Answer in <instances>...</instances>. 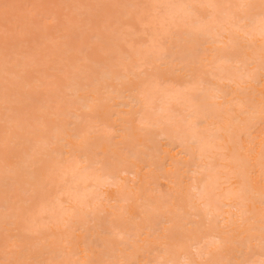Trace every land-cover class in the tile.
Wrapping results in <instances>:
<instances>
[{"label": "bare ground", "instance_id": "bare-ground-1", "mask_svg": "<svg viewBox=\"0 0 264 264\" xmlns=\"http://www.w3.org/2000/svg\"><path fill=\"white\" fill-rule=\"evenodd\" d=\"M103 3L101 2L99 5H104ZM128 4L126 13L123 11L125 8L121 9L125 18L131 17L138 9L147 11L149 13L145 12L147 15L146 18L143 17L142 25L149 27L155 24L156 27H152L155 30L148 33L147 39L136 49H132L135 45L133 35L136 36L130 31L133 24H129V30H125L124 33L116 34L118 32L114 31L116 33H112L108 38L103 35V30L93 34L92 39L98 43L106 41L112 48L118 43H123L132 50L121 51L123 54L119 52L121 58L118 59V62L107 65L104 63L105 65L97 75L95 67L98 66L93 63L94 61L92 62L93 65L92 63L83 66L73 65L70 67L72 68L70 71L64 72L68 81L65 82L66 85L61 90H67L71 96L68 103L66 102L67 107L64 109L60 106L65 100L63 95L57 94L56 98L44 99L40 105L42 110L49 111V117H70V128H67L68 125L56 124L49 136L43 128L45 122H41L42 125L33 126V128L20 121L19 117H28L29 114V109L24 106L26 102V100L24 102V95L21 96L18 93L17 96L13 97L10 96L9 91L0 95V104L3 102V109H0V122L3 121L6 125L5 130L0 132V143L4 145L13 144L18 150L15 154V164L10 166L6 163V173L0 174V190L14 192L19 189L25 195V197L15 200L11 197L12 195L3 200L0 198V207L4 210L0 214V229H2L1 225L6 224L5 229L18 230L17 221L22 225L26 219L27 223V225L24 223L23 229L19 230L20 234L16 235L19 242L16 247L22 250L20 259L14 256L16 251H12L10 253L5 252L3 256L5 260H17L19 264H25L24 261L34 258V256L27 255L28 247L23 244L28 234H43L45 229H51L52 226L58 228L57 226L62 223L65 226L74 223L75 225L71 226L73 231H87L86 225L89 221L95 223L96 230L90 233L95 239L92 238V240L83 242V249L79 250L77 247L79 253H84V257H81L74 264H91L92 261L89 259L95 248L101 251L105 250L103 259L97 264H129V262H142L140 264H201L198 260L205 259V257L208 260L214 256L213 250L209 248L211 245L219 244L217 250H221L226 246L228 247L232 241L244 243L248 247L256 241L264 244V133H253V128L264 123V80H258L256 76L259 70H264V38L258 40V36L264 37V0H131L128 1ZM76 6L73 9H77ZM81 6L83 7V5ZM104 6L108 8V5ZM79 9H77L79 14L80 12L83 14ZM85 10H87L86 7ZM104 11H106L105 8ZM114 12L116 13V11ZM118 13H120L119 10ZM202 13H206V16H203ZM98 16H100L99 13ZM106 18L105 22L107 21ZM110 21L112 20L109 19L108 22ZM117 21L119 22V19L111 24L113 25L112 28L109 26V30L114 29ZM133 21L134 24L137 23L136 20ZM87 26L85 27L88 28ZM172 28L174 30H176L175 28L183 29V31L177 36L178 38L175 36V39L177 38L176 43L172 44L173 49H169L162 46L160 40L173 34L174 32L170 34ZM111 31L113 32V30ZM226 35L228 36L227 43L223 40ZM44 39L46 38L44 37ZM167 40L170 39L165 41ZM241 41L246 44H240ZM256 41L262 42L256 45ZM185 43L188 45H186V50H180L184 46L182 44ZM239 46L242 48L239 55H226L232 48H239ZM113 51L111 53H114ZM236 52L238 51H235V54H237ZM135 56L139 59L135 69L125 68L122 73H117L114 70L116 66L123 65L124 60H131ZM151 56L155 60L162 61L161 64L168 66L170 73L184 72L183 74L188 80L179 87L165 88L155 78L147 77L148 74L144 68L152 66L154 59L149 60ZM86 58L89 57L86 56ZM32 60L25 58L14 63L5 62L0 57V86L3 85L5 88L6 84L17 86L22 83L28 69L35 66ZM237 64L240 65L241 71H239L240 69L234 71V66ZM190 65H196V69H190ZM249 66L252 67L244 72L243 69ZM232 68L234 69L232 70ZM199 72L200 75H198ZM145 74L147 78H144ZM50 75L54 76V73ZM47 77L42 78L43 80L38 79V83L53 84L54 79ZM133 80H138L140 83L127 95L128 89L123 88L124 84ZM251 82L260 85V87L253 90L254 86ZM244 83L247 84L243 85ZM25 85L28 86V84ZM48 89L50 88L48 87ZM256 95H260L259 98H256ZM227 97L230 98L226 100ZM219 99L225 101L217 102ZM110 102L115 103L118 107L127 108V110H123V115H132V117L137 115L139 118L140 126L137 129L120 126L118 130L122 136L141 137L143 132L150 133L151 130L154 132L157 130L156 136L160 141L164 140L166 145L173 149L180 148L178 153L192 159L190 164H188L187 159L171 160L172 164H181V169L185 167L183 172L189 173L187 177L190 182L187 183V191H184V180L177 178L176 173H174L175 170L171 172L166 169L161 176L171 184L174 183V187L170 189L167 198L161 197L164 199L151 200L150 194L145 192L140 197L137 194L127 193L125 197L118 199L105 197L104 191L99 193L100 189L106 186H119L120 189H127L129 186L126 181H124L126 184L121 183L122 178L118 172L110 170L108 165L103 163L102 157H96L93 161L89 158L86 146H89L90 138H93L92 135L97 132L90 124L87 129L83 130L78 129L76 124L85 121L88 112L93 113L92 117H99L96 115ZM157 102H159L158 105H156ZM109 106L112 107L113 105L110 104ZM121 113L119 110L114 111V115L122 121L124 116ZM152 137H154L153 134H148L147 144L144 143V140H138V144L134 147L132 146L130 149L127 147V155L118 158L114 163V165H120L119 172L121 174L139 178L141 165L138 164V161H144L146 167L153 164L159 149L156 148V145L149 144L153 141ZM74 138L77 139L76 143ZM60 142H63V146L71 148L72 152L57 150L55 146ZM235 142L239 146L233 150L234 154L226 157L225 150L230 149V144ZM84 145L83 158L74 160L73 152L78 151V148ZM138 146L142 148L139 149ZM212 151L213 153L218 152V158L221 161L218 164H214L216 157ZM225 160L228 162L224 163ZM130 161H132L131 164L133 163L132 166L127 164ZM222 173L225 175L222 176ZM53 174L57 178H53ZM237 175L247 179L239 187L230 186L218 192L223 183H228L232 176ZM54 179L57 183L55 184L59 186L55 198L53 200L43 198L42 202H39L37 197L39 195L37 194L43 192L45 187L52 185ZM135 198L139 200L140 213L134 216L139 220L138 222L135 221L130 227L121 229L114 222L118 218L115 212H112L111 218L108 219V226L99 222V213L103 210H98L97 200L115 201L114 210H123V204ZM219 202L228 209L223 210L218 204ZM66 203L68 205L63 206ZM261 207L262 212L254 213L255 209ZM132 211L133 207L129 206L128 210H123V213L132 214ZM202 213L206 220L212 223L213 227H216L215 218H219V222L229 224L241 221L240 234H247L243 237L245 238L244 241H240L241 238L236 241L226 238L215 228H212V232L208 235L201 234L202 231L204 232L205 222H202L203 219L195 221L193 217L200 219ZM247 213H253V215L248 217ZM155 216L161 218V228L152 224L151 220ZM163 223L165 225H162ZM166 223L168 224L166 225ZM237 227H235L236 230ZM159 228L162 230L161 234L155 235ZM232 230L234 231V228ZM176 232L180 234V237H174ZM142 235L148 237L141 240L140 236ZM50 236L54 237V234ZM151 236H155V240L150 239ZM56 237L58 244L65 242L72 244V241L77 240V238L82 242L80 234H73V232L63 238ZM185 237L188 238V242H186ZM172 240L174 242L170 243ZM138 242L143 244L140 245ZM234 242L232 243L236 244ZM42 244L44 243L40 240L34 245ZM150 245H159V247L152 249ZM44 246L47 249V261L40 260V264H53L52 261L55 262L54 264H59V261L62 263L61 260L64 258L68 261L67 257L71 253L78 254L75 251H71V253L66 251L65 245L64 247L59 245L55 249H49L51 243ZM110 248L111 250H109ZM126 250L132 252L127 253ZM261 250L264 252V246ZM150 251H159V253L155 257L137 258L139 252L144 254ZM177 251L183 253L181 259H177ZM191 253L195 254L196 258ZM263 254L259 260L246 261L247 264H264ZM214 260L209 264H238L230 262L226 257Z\"/></svg>", "mask_w": 264, "mask_h": 264}, {"label": "rangeland", "instance_id": "rangeland-1", "mask_svg": "<svg viewBox=\"0 0 264 264\" xmlns=\"http://www.w3.org/2000/svg\"><path fill=\"white\" fill-rule=\"evenodd\" d=\"M99 1H101V0H75V1L69 0L68 2H67V0H0V5L9 4V5L13 6V7L8 9L7 17H5L3 9L0 8V57H1V59L5 62H14V63L19 62L25 58L28 60L33 59L32 60L34 62L33 65H35V66H32L31 68H29L30 71L28 69L22 83H20L19 85L13 86L12 84H9V85L6 84L5 88L3 87V85L0 86V95L3 92L6 93L8 91H9L8 93L10 94V96H13V97L17 96L18 93L21 96L24 95L23 96L24 102L26 100V102L24 103L25 104L24 106H26L29 109L28 110L29 114L27 113L28 117H19L20 121L23 122L24 124H27L31 127H33V126L37 127L38 125L39 126L42 125L41 122H43V123L45 122V125L43 126V128L45 130V133L46 134L48 133L47 135H49V136L53 132L56 124L61 123V124H64L66 126L68 125L67 128H70L71 127L69 125V123L71 121L70 117L69 118L64 117V116L60 117V118L49 117L48 116L49 111L48 112L44 111L40 107V105L44 99H46V98L48 99L49 97L56 98L57 95H63L64 96L65 102L60 104V106H62V108H64V109L67 107L68 104H66V102L68 103L71 96L67 90H63V91H61V90L64 88V86L66 85V83L68 81V78L65 76V73L72 69L70 67H72L73 65H79V66H83L84 64H90L91 65V63L94 61L93 63L94 64L96 63L98 66V67H95L96 72H97L96 75H97L100 73V71L102 70V67L105 65L104 63H106V65L111 64V63L112 64L117 63L118 59L121 58V54H119V52L122 53V52L131 51L132 49H136L137 46H140L147 39V36H148L147 34L151 33L152 31L155 30V28H152L153 26L156 27L155 24L154 25L152 24V26L150 25L149 27L142 25L143 24V20H142L143 17L146 18V15H147L146 13H149L147 11H145L146 12L145 13L141 9H138V11L136 10V12H135L136 15L134 13L131 17H128V18L124 17L125 14L123 13V11H125L126 8L129 7L128 1H131V0H126V2H125V0H105V1L102 0L101 2H104L103 4L106 6L108 5V8H106L104 5H99V4H101V2L99 3ZM132 1H138V0H132ZM105 3H107V4H105ZM73 4H75V5H73ZM76 5H79V6L77 7ZM81 5H83V7ZM95 5H97V6H95ZM75 6L77 9L80 8L79 11H82L83 14H81V12L79 14L77 9H73V7H75ZM111 6H113V7H111ZM85 7L87 10H85ZM110 7L112 8V10L110 9ZM99 8L102 11H100ZM104 8L106 11H104ZM121 9H124V10L122 11ZM118 10L120 13L122 11V13L121 14L118 13ZM112 11L113 12L116 11V13L114 12V14H112L113 13ZM105 12H106V15H105ZM98 13L100 14V16H98ZM117 13H118V15H116ZM125 13H126V11H125ZM140 14H142V15H140ZM88 15H89V17H88ZM138 15H139V17L141 16V18H139ZM202 15L206 16V13H202ZM105 18L107 20L106 22H105ZM108 18L111 19L112 21L108 22L109 21ZM122 18H123V20H122ZM118 19H119L120 23L118 21L116 22L117 25L115 24L116 26H114L115 30L111 29V30H113V32H112L111 30H109L110 28L113 27V25H111V24H114L115 21ZM133 20H136L137 23L134 24ZM130 21H132V22H130ZM73 22H75V23H73ZM83 22H84V24H83ZM139 22H140V24H139ZM109 23H110V25H109ZM129 24H131V25L133 24L132 28H130L131 29L130 31H132L133 34H136V36H138V37H136L135 35H133V37H134L133 43L135 42V45H133L134 48H132L131 50H130V47L126 46L123 43H118L117 44L118 46L115 45L112 48V46L109 45L106 41L98 43V42H96L95 39H92L93 38L92 35L97 33V32H101L100 30H103L102 33H103V35H106L107 38H108V36L110 37L112 33L115 34L116 32H118L116 34H119V33L122 34V33H124L125 30L126 31L129 30L128 29ZM75 25L76 26L78 25L79 27L78 26L76 27ZM87 25H89V26H87ZM85 26H87L88 28H86ZM109 26H110V28H109ZM134 26H135V28H134ZM93 28H95L97 30H95ZM150 28H152V30H150ZM175 29L176 30H174V28H172L170 34L173 32L174 33L169 35L170 38H169V36H167L168 38L165 37L164 39L160 40V44L162 43L161 45L164 46L165 48L173 49L172 44L176 43L175 41L178 38L177 36L180 35L183 31V29H180L181 32H179L180 30L178 28H175ZM86 30H88V31H86ZM114 31H116V32H114ZM74 32H76V33H74ZM175 33L177 35H174ZM62 36H63V38H62ZM85 36H86V39H85ZM172 36H173V38H172ZM175 36L177 37L176 39H175ZM44 37L46 39H44ZM227 37L228 36L226 35V38L223 39L224 42H226V43L228 42ZM258 37H257L258 40L259 39L262 40L264 38L262 36H258ZM257 38H256V40H257ZM166 39H170V40L165 41ZM261 42L256 41L255 44L258 45ZM243 43L246 44L245 42H242V41L240 44H243ZM101 44H103V45H101ZM104 45L106 48L103 47ZM121 45H123L122 48H121ZM182 45H184L183 46L184 48L182 47L183 49L180 48V50H186L187 43L182 44ZM103 48H105V49H103ZM241 50H242V48L239 46V48L238 47L235 49L232 48L230 50V52L227 50L228 52L226 51L227 54L226 53L225 54L230 55V56H236V55H239L241 53ZM112 51L114 53H111ZM235 51H238V52H236L237 54H235ZM46 52H48V53H46ZM16 53H18L19 55L18 54L16 55ZM84 53L89 58H86ZM231 54H233V55H231ZM46 58H47V63H46ZM132 58L133 59H131V60L130 59L124 60L123 65H121L120 67L116 66L114 68V70L117 73H122L125 68H127L129 70H131L130 68L135 69L136 64L139 63V59L136 56L132 57ZM79 59H81V60H79ZM83 59H85V60H83ZM152 59H154V60H152ZM149 60H152L153 64L150 68H147V67L144 68V69H146V74H148V76L145 74V77L143 75L144 78L153 77V79L155 78V80H158L160 85L165 87V88L179 87V86L183 85L185 81L188 80V78H185V75L183 74L184 72H175V74L170 73L168 66L161 64V63H163L162 61L160 62L159 60H155V58L154 57L152 58V56H151V58H149ZM57 62H59V63H57ZM93 63H92V65H93ZM45 64L47 67L45 66ZM53 66H55V67L53 68ZM251 67L252 66L244 68L243 71L245 72L246 70H248ZM189 68L190 69H192V68L196 69V65H190ZM234 68H232V70L234 69V71L235 70L238 71L240 69V65L237 64L234 66ZM62 70H64V71H62ZM239 71H241V69ZM41 73L43 76L41 75ZM51 73H54V76H51L50 75ZM46 74L48 77L46 76ZM200 74L201 73L199 72L198 75H200ZM196 75H197V70H196ZM256 76L258 77V80H264V70L263 69L259 70V72L256 73ZM44 77L53 78L55 84L54 83L51 85L39 84L38 79L43 80L42 78H44ZM35 79H36V81L34 82ZM139 83L140 82L138 80H133L132 82L130 81V83H125L123 88L128 89L126 94L128 95L130 92H132L139 85ZM25 84H28V86ZM246 84L244 83L243 85H246ZM251 84L254 86L253 90H256L260 87V85L254 83V82H251ZM48 87L50 89H48ZM253 93H255V92H253ZM65 95H67V96H65ZM259 96L256 95V98H259ZM229 98L230 97H227L226 100ZM224 101H225L224 99L217 100V102H220V103L224 102ZM38 102H40V103H38ZM110 104H112L113 106L110 107L109 106ZM110 104H108L109 107L108 106H105L106 108L103 107L104 111L101 110V112L98 115H96L99 117H92L93 113L88 112L87 117H85L86 118L85 121H83L82 123L78 122L79 124H76V127L80 130L87 129L91 125L92 128L97 132L96 134L92 135L93 138H90L89 146H86L89 158L93 161L96 159V157H98V158L102 157L103 163L108 165L110 170L118 172V175H120V177L122 178L121 183H124V181H126L127 185L129 186V188L127 187V189L126 188L120 189L118 185H117L118 187L106 186V187H102L101 188L102 190L100 189L99 193L104 191L105 197H109V198L115 197L118 199L125 197L127 195V193L137 194L140 197L145 192L150 194L151 200H159V199L167 198L170 194L169 193L170 189L172 187H174V183L171 184V182H169L168 180L164 179L161 176L162 173L166 169H169L171 172L175 170L174 173H176L175 175L177 176V178L179 180H181V179L184 180V182H183V184L185 185L184 191H187V189H188L187 183L190 182L189 178L187 177V175H189V173L183 172V169L185 167L181 169V166H182L181 164H172L171 160L172 159H176V160H178V159L179 160H183V159L186 160L187 159L188 164H190L192 162V159H190V157H188L184 154L178 153V149H180V148L173 149L171 146L169 147L168 145H166V142L164 140L160 141L159 138L156 136L157 130H156V132H154V130H151V131L148 130L150 133L143 132V135L141 137L140 136L134 137L133 135H130L127 137L122 136V133L119 132V130H118L120 128V126L121 125L122 126H129L131 129L132 128L137 129L140 126V122L138 120L139 118L137 115H135L134 117H132V115H130L131 117L129 115H123L124 114L123 110H127V108L118 107L113 102H110ZM158 104H159V102L156 103V105H158ZM2 105H3V102H2V104H0V109H3ZM71 110H74V109H71ZM115 110H119L122 112L121 114H122V116H124L123 117L124 119L122 121L118 120V116L114 115ZM105 113H107V114H105ZM131 120H132V123H131ZM4 123H3V121L0 122V132H3L6 128L5 127L6 125H4ZM253 129H254L253 133H255V134L264 133V123H261L260 125L258 124ZM138 131H140V130H138ZM148 134L154 135V137H152L153 141L151 143L149 142V144L154 145V146L156 145L157 146L156 148L159 149V151L157 153V157L154 158V162L152 161L153 164L149 167H146L144 161H142V162L138 161L139 162L138 164L141 165L140 166L141 167V171H140L141 173H140L139 178H134L132 176L121 174V172H119V170L121 168L120 165L119 164L114 165V163H116L118 158L124 157L125 154L127 155V147H129L128 149H130L132 146L134 147L135 145L138 144V142H139L138 140H142V141L144 140V143L147 144L148 143V139H147ZM124 139H126V140H124ZM73 140L76 143L77 139L74 138ZM62 143L63 142L58 143L55 146V148L57 150H61L62 152H65L66 150H69L70 152H72L71 148H67V147L63 146ZM2 145H4V144L0 143V174H3L7 170V166H6L7 164L6 163L10 164V166H13L15 164V162H16L15 154L18 152V150L14 147L13 144H8V145H4V146H2ZM238 146H239V144L237 142L230 144V149L225 150L226 157L234 154L233 150L234 149L236 150V147H238ZM84 147H85V145L78 148L79 149L78 151L73 152L74 153V156H73L74 160H76V158H78V159L83 158L84 149H85ZM138 148L141 149L142 147L138 146ZM3 150H4V152H3ZM213 151H212V153H213ZM213 154H215L214 156L216 157L214 164H218L219 162H221L220 159L218 158L219 157L218 152L215 151ZM131 162L132 161L128 162L127 164L132 166L133 163L131 164ZM226 162H228V161L225 160L224 163H226ZM176 168H178V170H176ZM43 174L44 173L42 172V175ZM221 175L224 176L225 174L222 173ZM52 177L57 178L55 174H53ZM246 179L247 178L240 177L239 175H237L235 177L232 176L228 183L222 184L223 186H221V189L218 192L223 191L225 188L230 187V186L239 187V185ZM54 180L55 181L52 185L47 186V188L45 187L42 190L43 192L37 194L40 197L36 195L39 198L38 199L39 202H42L43 198L45 200H53L55 198V195L58 192L59 186L56 185L57 184L56 179H54ZM126 183H124V184H126ZM5 191L0 190V198L2 200L4 198L8 197L9 195L10 196L12 195L11 197H13L14 200L18 199L20 197H25L24 193L22 191H19V189L14 191V192L13 191L12 192H10V191L5 192ZM161 197H164V198H161ZM97 203L99 204L98 210L99 209L103 210L99 213V218H100L99 222H101V224H103V225L108 226V219L111 218L112 212H115V214L118 215V218L115 219L114 222L116 225L120 226L121 229L126 228V227H130L131 225H133V223H135V221H137V222L139 221L137 218H134L135 215H138L140 213L139 200L137 198H135L132 201H129L128 203L123 204V210L124 211L128 210L129 206L131 208L133 207L132 214L129 212L123 213L122 209L121 210L120 209L114 210L113 205H115V201L108 202L106 200H101V201L97 200ZM218 204L221 206V208L223 210L228 209V207L223 206L222 203L220 204V202H219ZM257 204H259V203H257ZM67 205L68 204L66 203L63 206H67ZM2 212H4V210L0 207V214ZM258 212H262V207L255 209L254 213H258ZM252 215H253V213H247L248 217H251ZM193 218H194L193 220H195V221L202 220V219L204 220V221L202 220V222H205V225H204L205 228H204V232L203 231L201 232V234H203V235H204V233H205V235H208V233L210 234L212 232V228L217 229V231L221 232L224 237L231 238L232 240H235V241L240 240V238H241L240 241L243 242L245 239L243 237L247 235V234H244V235L240 234V230L242 228L240 226L241 221H235L234 223L229 224L227 222L226 223L219 222V218H217V219L215 218L214 221H216V224H215L216 227H213L212 223H209L206 220L205 215L203 213L201 214L200 219H199V217H193ZM153 220H151L153 225L156 224V227H158V226L160 228L162 227L160 224L161 218L159 216L153 217ZM17 222L18 223L16 226L18 227V230H12V229L7 230L4 228V227H6V224L2 223L3 225H1L2 229H0V258H1L0 264L1 263L2 264H19L17 260L16 261L15 260H5L3 258L5 252L10 253L12 251H16L14 253V256L16 258L21 256L22 250L20 248L16 247V245L19 244V242L17 240L18 238L16 237V235L18 233L20 234L19 230H22L23 229L22 226L24 225V223H25V225H27V223H26V219L23 221L24 223L21 221V224L23 223L22 225H20L19 221H17ZM167 224L168 223H166V225ZM208 224H210V225H208ZM48 225H50V224H48ZM73 225H75V224L72 223L70 226H67V225L65 226L62 223L60 226L59 225L57 226L58 228H55L51 225L52 228L51 229H49V228L45 229L44 230L45 232H43V234L42 233L28 234V236L26 237V239L24 241L25 243L23 242V244L28 247L27 255L29 254L28 256H34V258L36 256H39V257H36L35 259L29 258L26 261L23 260L25 262V264L26 263L27 264H40V260L47 261V254H46L47 249L45 248L44 245H48L49 243H51V246L49 247V249L58 248L59 245H62L64 247V245H65L64 249L66 251H68L70 253H71V251H75L78 253V254H74V253L72 254L71 253L70 256L67 255L68 261H66V259L64 258L65 260L62 259L61 261H63V262L60 263V261H59V264H68V263L74 264L77 260H80L81 257H84V253H79L77 250V247L79 248V250L83 249V247H84L83 242L89 241L90 239L92 240V238H94V236H91L90 233L92 231L94 232L96 230L95 229L96 228L95 223L94 222L92 223V221L91 222L89 221L88 224L86 225V229L88 228L87 231H85V230L84 231L83 230L73 231L71 229V226H73ZM162 225H165V224L163 223ZM13 226H15V225H13ZM234 226L235 227L238 226L237 230ZM189 227H190V225H189ZM160 228L155 235L161 234L162 230ZM233 228H234V231L232 230ZM88 230H89V232H88ZM70 232H73V234H80V236H81L80 239L82 242H80L78 240V238L75 241L73 240L72 244H67L66 242L63 244H58L56 242V238H57L56 236L63 238L67 234H69ZM177 233L178 232H176L174 234L175 238L180 237V234H177ZM51 234H54V237L50 236ZM197 234H199V233H197ZM146 237H148V236L142 235V236H140V239L145 240ZM154 237L155 236H151L150 239L155 240ZM69 239H72V238L69 237ZM185 239H186V242H188V238L185 237ZM40 240H42L44 244L39 245V246L34 245L37 241H40ZM173 242H174V240L170 241V243H173ZM232 242H234V241H232ZM232 242L228 244V247L226 246L221 250L220 249L217 250L219 244L209 246V248L211 250H213V255L215 256V258H214V256H212V258H208V260L206 259V257H205V259H202V260L197 259V260L201 264H209V262L211 263V261H215L214 259H216V260L220 259V258L224 259L226 257L230 260V262H234V263H238V264H247V262L250 260H255V261L259 260L262 256V253H264L261 250V248H262V246H264V244L257 243V241L254 242V244L251 245L250 247H248L244 243L240 244L238 242H234L236 244H233ZM138 244L142 245L143 243L138 242ZM30 246H31L32 250H31ZM113 247H115V246L113 245ZM158 247H159V245H150V248H152V249H155ZM120 248H122V247H120ZM214 249H215V251H214ZM228 249H230L231 251ZM109 250H111V248ZM219 250H220V253H219ZM3 251H4V253H3ZM126 252L130 253L132 251L126 250ZM189 252H190V250H189ZM142 253L143 252H141V253L139 252L137 258L155 257V255L158 254L159 251H154V252L150 251L149 253H144V254H142ZM182 254H183L182 252L177 251L176 252L177 259H181ZM104 255H105V250L101 251V250L95 248L94 253L91 256L92 259L90 258L89 260L92 261L91 264H97L101 259H103ZM191 255H193V253H191ZM193 256L196 258L195 254ZM245 257H247V258H245ZM18 259H20V257ZM69 260H70V262H69ZM36 261H37V263H36ZM51 261H48V262H51ZM55 261L57 262L56 259H55ZM51 263L54 264L55 262L52 261ZM140 263H142V262H139V263L129 262V264H140ZM152 264H157V263H152Z\"/></svg>", "mask_w": 264, "mask_h": 264}, {"label": "snow or ice", "instance_id": "snow-or-ice-1", "mask_svg": "<svg viewBox=\"0 0 264 264\" xmlns=\"http://www.w3.org/2000/svg\"><path fill=\"white\" fill-rule=\"evenodd\" d=\"M13 7L12 5H9V4H3V5H0V8L3 9V12H4V15L5 17H7V14H8V9Z\"/></svg>", "mask_w": 264, "mask_h": 264}]
</instances>
